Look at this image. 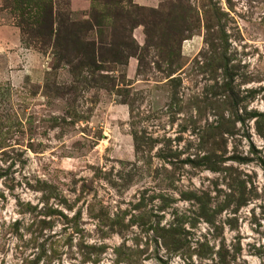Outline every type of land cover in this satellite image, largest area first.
Returning a JSON list of instances; mask_svg holds the SVG:
<instances>
[{"label":"rangeland","instance_id":"374dc122","mask_svg":"<svg viewBox=\"0 0 264 264\" xmlns=\"http://www.w3.org/2000/svg\"><path fill=\"white\" fill-rule=\"evenodd\" d=\"M39 2L51 38L2 0L0 264H264V0Z\"/></svg>","mask_w":264,"mask_h":264},{"label":"trees","instance_id":"16d2710c","mask_svg":"<svg viewBox=\"0 0 264 264\" xmlns=\"http://www.w3.org/2000/svg\"><path fill=\"white\" fill-rule=\"evenodd\" d=\"M11 2L14 3V5H15L14 11H17L21 14L22 10L25 9L26 14L31 16V17L33 15L39 16V11L42 9L43 10L42 13L45 15V17L41 18L40 20L33 17L30 24L33 25L34 27H38L40 30H43L44 32H46V34L49 38L52 37L54 32L55 33L57 32V30H54V26L56 24V21H55V18L53 17V7L52 6H50L48 8L47 5L43 4L42 2H39V0H11ZM6 9L7 8L5 7L4 10H6ZM48 15H49V17H47ZM84 26L83 25L80 26V29L83 31H85V29H86V26H85V28H84ZM17 27H19L21 29L20 26H17ZM55 37H57V36L55 35ZM60 51H61V53L59 54V57L61 59L67 58V57H65L66 56V49L60 48ZM79 55H83L84 57H88V58H90L88 61H91L92 58H94V56L96 55V49L94 50V49L87 46L85 48V50H82V49L77 47V49H75V52L72 56L75 59Z\"/></svg>","mask_w":264,"mask_h":264},{"label":"crops","instance_id":"0c3cea01","mask_svg":"<svg viewBox=\"0 0 264 264\" xmlns=\"http://www.w3.org/2000/svg\"><path fill=\"white\" fill-rule=\"evenodd\" d=\"M134 1V0H133ZM136 3L143 6H153L158 0H135ZM2 0H0V56L5 55L10 49H19L22 47L21 34L17 27L12 22L5 20L1 14L5 13L3 9ZM29 52V50H25ZM31 54H26V57H30ZM133 60V59H130ZM128 61V63L130 62ZM130 66V63L128 64Z\"/></svg>","mask_w":264,"mask_h":264}]
</instances>
